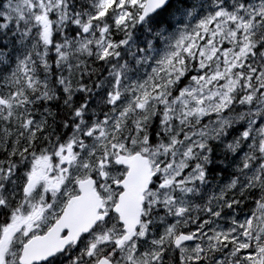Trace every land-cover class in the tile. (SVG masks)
I'll return each instance as SVG.
<instances>
[{
	"label": "snow or ice",
	"instance_id": "1",
	"mask_svg": "<svg viewBox=\"0 0 264 264\" xmlns=\"http://www.w3.org/2000/svg\"><path fill=\"white\" fill-rule=\"evenodd\" d=\"M0 264H264V0H0Z\"/></svg>",
	"mask_w": 264,
	"mask_h": 264
}]
</instances>
